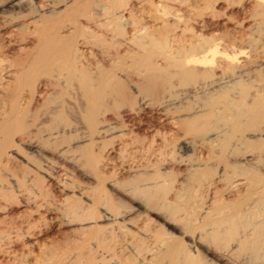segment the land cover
Segmentation results:
<instances>
[{"label": "bare ground", "instance_id": "obj_1", "mask_svg": "<svg viewBox=\"0 0 264 264\" xmlns=\"http://www.w3.org/2000/svg\"><path fill=\"white\" fill-rule=\"evenodd\" d=\"M235 1L0 0V35L9 44L25 34L34 41L15 68L0 70V264H201L193 256L200 237L163 230L157 237L134 224L136 210H126L115 196L166 188L174 195L170 205L176 204L210 174L221 181L227 167L235 195L224 205L232 211L219 210L214 224L226 228L225 238H236L232 249L250 237L264 243V0H239L248 5L243 16L225 12L215 20L218 5L231 14ZM218 25L223 30H212ZM91 36L123 48L124 66L88 63ZM72 96L75 118L66 113L65 97ZM146 113L156 114L161 128H150L137 143L130 125L143 123ZM147 137L153 159L126 164L125 181L132 186L114 180L107 189L110 179L101 171L106 153L116 151L119 160ZM169 164L184 166L178 189ZM140 179L148 182L140 185ZM45 183L60 191L59 204L43 198ZM15 208L22 211L13 214ZM43 212L58 227L81 232L74 247L39 242L41 222L47 223ZM119 227L131 241L116 239ZM241 228L250 234L238 237ZM149 237L155 241L143 253L140 245ZM220 261L236 264L223 256Z\"/></svg>", "mask_w": 264, "mask_h": 264}, {"label": "rangeland", "instance_id": "obj_2", "mask_svg": "<svg viewBox=\"0 0 264 264\" xmlns=\"http://www.w3.org/2000/svg\"><path fill=\"white\" fill-rule=\"evenodd\" d=\"M192 1L193 0H168V2L171 4L182 5V6L187 5L188 3L190 4ZM238 2H239V0H236L235 2H233V5L236 7L234 8V10L232 11L231 14H230V11H226L224 5H218L216 7L217 13H216L215 20L217 18L219 20L223 19L225 15L226 16L232 15L236 11L237 12L235 14H239L240 16H243L244 12H246V8L248 7V5L244 4L243 6H241L242 3L238 4ZM132 4L136 5V2H132ZM224 13H225V15H224ZM235 14H233V15H235ZM133 16L137 20L142 19V14L140 13V10L137 9L136 7H134ZM217 29L223 30V27L221 25H218L216 27V29L214 28L212 30L215 31ZM27 37H28L27 34H25L24 36H21L20 38L19 37H17V38L13 37L12 39H14V40H11L12 44H9L6 40V37H4V36L2 37L0 35L1 51L3 50L1 53L2 55H0V70H1V68H10V67L13 68L15 65L14 64L15 60L17 61V59H19L20 57L23 58L25 56V50L28 48V46L31 45L30 43L34 42L32 39H30V37H28V38ZM21 38H22V40H21ZM88 40L92 43L91 47L95 48V49L91 48V50L92 49L94 50V51L93 50L90 51V53H92L91 55H90V53L88 54V52L86 53V59L87 60L91 59L90 60L91 62L88 61V63H90L91 65L99 64V65L107 66L110 62H112L111 64L116 65L117 67H121V66L123 67L124 66V64H122L123 62H121V59H119V54L121 55L123 53V51H122L123 48H120L118 46V44H115L112 42H103V40H99V39L97 40L96 37L94 39V36L92 38H88ZM14 41H16V42H14ZM170 42L172 45H174L175 42H177V43L179 42L178 44H182L183 40L182 41H172L171 40ZM177 43H175V44H177ZM22 46L26 47V48L21 49ZM107 51L109 52V54ZM102 55H104V56H102ZM108 59H109V61H108ZM123 60L125 62L126 59H123ZM119 61H120V63H119ZM127 62L128 61H126V63ZM8 66H10V67H8ZM2 71H0V75H3ZM54 96L55 95H53V97ZM65 98H69V100L67 99L68 101L65 99L66 105L68 106V107L66 106L68 108V109L66 108L68 110V111L66 110L67 111L66 113L71 118L72 117L75 118L76 115H74V114L76 113V109L73 108V107H75V104H74V100L72 101V99L74 97L72 96V97H65ZM70 98H71V101H70ZM70 102H72L73 104L72 103L70 104ZM69 106H70V108H69ZM71 108H72V110H71ZM70 111H71V113H70ZM74 111H75V113H74ZM146 115H148V116H146ZM142 117H144V118H142ZM123 118H125V117H123ZM125 120L128 121V118H125ZM157 121H158V119L156 117V114H149V113L143 114L141 116V122H143V123L136 124L137 121H134L135 125L134 126L130 125V128L133 129L132 134L133 135L136 134L135 136L132 135V138L134 137V141L136 140L137 143H139L138 140L142 139L143 136H145V135L149 136L151 134V133H149V132H151L150 128H152V127L161 128V125L159 126V123ZM129 124H131V121H129ZM150 124H151V126L149 127L148 125H150ZM147 131H148V133H147ZM167 136H169V135H167ZM149 138L147 137V139L143 141L142 145L145 144L144 146L139 147L138 146L139 144L136 143L137 144L136 148H138V152L137 151L134 152V150L136 148L131 147V149H130V147H129L128 148L129 150L125 151L126 157L123 156L125 154V152H124L123 155L121 154V157H119V160H118V158H116L117 157L116 151H115V153L113 151H111V152L109 151L106 153V158H107L106 159V161H107L106 165L107 166L102 168L103 170L101 169V171L103 173H105V175L107 176V179H110V180H108L109 184L108 183L106 184L107 189L110 188V184H112V182L114 180H116V181L121 180L124 182V185L132 186L131 184H129L130 182L125 181L128 179V175H127L128 173L126 172L125 167L127 165H130V164L131 165L133 164L132 166H137V165H139L138 163L143 164V165H146L148 163V160H145V159L149 158L152 154V151L151 150L149 151L150 147L146 146L147 144H149V141H148ZM147 141H148V143H147ZM114 148L116 150L118 147L114 146ZM140 149H142L143 151H141ZM147 149H148V151H147ZM177 150H176L177 154H178V152H179V154L182 153V155H184L185 157L187 156V154L188 155L191 154V152H189V151L184 152V151H180V150L177 151ZM196 151L197 152H195L196 154L194 156L198 155V150H196ZM142 152L145 155L141 154ZM149 152H150V154H149ZM127 153H129L128 154L129 157L127 156ZM137 153H138V155H137ZM176 153H175V155H176ZM135 155H136V157H135ZM151 158L152 157H150L149 160ZM122 159H124V160L121 163ZM139 159H141V161H139ZM125 160H128V161L125 162ZM131 160H132V162H131ZM160 161H161V159H160ZM151 162H153V161H151ZM144 163H146V164H144ZM149 168H153V167L150 166ZM168 168L173 169L172 172H173V175H175L174 177L176 178V181H174V183H173V187H174V189H176V188L178 189L177 184L179 183V180H181V178H182L184 166H176L175 164H169ZM232 171H233L232 168L227 167V169H226V174H227L226 176L227 177L225 176V177L221 178V181H219V179H216V177L214 175H212L210 173H209L210 174L209 175L207 173L206 175L207 176L209 175V176L207 178L206 177L203 178V180L205 179L203 184L202 185L195 184L193 186L194 190L192 189L191 194L188 193V196H185L184 199H182V197H181V199L178 200L176 204L170 205V203H172L173 199H174L173 193L172 192L169 193L170 189L162 188L163 190H161V188H158V187H151L150 189L145 191L143 194H139L138 196H141V197L136 196L135 198L134 197L128 198V197H123L121 195L120 196L116 195L115 197H118V198L121 197V200L120 199L119 200L123 202V205L126 208V210L127 209L136 210L135 214H136L137 218H135L134 224H136L138 227H141V228L145 226L146 228H148L147 230H149V228H150L149 231H151L153 233H156V231H157L158 232L157 237L159 235H162V233L164 231H165L164 233L167 232V233L172 234L174 237H179V238L182 237L180 231H185V232L188 231V234L189 233L192 234L190 236H195L196 239L200 237V241L202 244L199 245L198 248H196L197 251H195V250L193 251V253H194L193 256L195 255L194 257L197 259L200 258L199 261H201L202 263L204 262L203 264H205V263L206 264H226L225 261H220L221 256L229 258L231 261L234 260L233 263L236 262V264H250V263L256 264L257 261H258V263H261L264 259V247H263L264 243L257 241L255 238L250 237L251 239L249 238V240H246V241H248V243L245 242L246 244L242 245V247L245 246L244 248L240 247L237 250L234 248L232 249V245L235 242H238V241H234L236 238L235 239L233 238L230 240L225 238L227 232H225L223 230H225L226 228H223V230H222L221 227H218L214 224L215 222H217L216 218H218L217 213L219 212V210L221 212H222L221 209H223V211L224 210L226 211L227 207L224 204H226L228 198L232 199L235 195V191L233 190V186H232V185H234L233 178H232L233 177ZM212 176H214V177H212ZM76 178L78 179V181L80 183H86V185H88V182L86 180L84 181V179H81L80 177H76ZM213 178H215V179H213ZM226 179L228 181H225ZM147 182H148V179H140L138 184L143 185ZM44 190L46 192H45V195L43 196V198H45L49 201H52L55 204L60 203V201L62 199V195L56 186H54V185L50 186L49 184L47 185L45 183ZM166 190L168 193L166 192ZM198 193H199V196H198ZM218 193H220V194H218ZM46 194H48V195H46ZM189 195H190L191 199H189ZM186 197H188L187 200H185ZM132 198H134L136 200H134ZM140 204L144 205L145 207L144 206L142 207ZM222 206H224V207H222ZM257 210L259 211V209H257ZM20 211H22V210H20L19 208H15L13 211V214L16 212L18 213ZM231 211H232V209H230V210L228 209L226 212H223V214L231 213ZM206 213L209 215L206 216ZM43 214L46 216L45 218H46L47 223L41 222L40 229H41L42 234L39 236L40 237L39 242L41 244H47L50 242L61 241V242H63L64 246H66L68 244L66 247H69V246L71 248L74 247V245L76 244L75 239L77 240V238L79 236H81V234H80L81 232L78 231L77 229H75V227H64V228L58 227L57 223L49 221L48 218L52 217L51 214H46L44 212H43ZM220 229H221L222 233L218 232V231H220ZM109 230L110 229H108L106 231L109 232ZM117 230L115 229V233L118 232L116 234V237H117L116 239L117 240L119 239L120 243H123L125 239H126L125 241H131L132 238H131L130 234H127V237H126V234L124 232V230H126V229L119 227ZM161 231H162V233H161ZM245 231H247V230H245ZM245 231L243 228L239 229V235L240 236H238V237H243V235L245 233L250 234L249 230H248V232H245ZM108 232H106V233H108ZM104 233H105V231H104ZM104 233L102 235H105ZM217 233L221 234L220 237H219V234L216 236ZM223 235H224V237H223ZM107 236H109V234L104 236V237H107ZM122 237H123V239L125 237L126 238L123 240ZM149 238H146L145 240L142 241V242L145 241L144 242L145 244L143 243L140 245V246H142L141 252H143V253L152 249L151 247L153 246V242L155 241V238H152V237H149ZM217 238H218V240H217ZM121 239H122V241H121ZM135 239H134L135 241H137V242L139 241L138 237H136ZM152 239H154V240H152ZM134 240H133V242H134ZM183 240H184L185 245L189 246L190 239L184 238ZM65 243H66V245H65ZM260 247H263V248L261 249ZM32 250L35 253L37 252L36 247H33ZM259 250H263V253ZM258 252H259V255H258L259 258H260V253L262 254L260 259L257 257ZM100 253L101 252H99V254ZM105 253H107V252H105ZM73 254H74V256H73L74 258H75V255H78L77 253L76 254L73 253ZM257 259H259V260H257ZM69 260H73V258L69 259ZM107 260H109V258ZM73 263L74 264L76 263L75 260Z\"/></svg>", "mask_w": 264, "mask_h": 264}]
</instances>
